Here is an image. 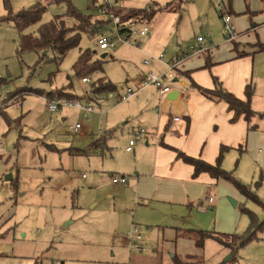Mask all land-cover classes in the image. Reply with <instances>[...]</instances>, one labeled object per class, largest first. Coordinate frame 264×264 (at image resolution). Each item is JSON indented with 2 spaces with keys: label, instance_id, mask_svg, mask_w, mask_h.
Masks as SVG:
<instances>
[{
  "label": "rangeland",
  "instance_id": "obj_1",
  "mask_svg": "<svg viewBox=\"0 0 264 264\" xmlns=\"http://www.w3.org/2000/svg\"><path fill=\"white\" fill-rule=\"evenodd\" d=\"M231 1L234 26L236 19L242 17L238 15L241 12H249L247 28L253 23L251 15H264L262 0ZM170 2L171 11L157 12L155 19L159 20L160 38L170 36L173 48L178 44L190 53L191 48L197 47L195 38L206 34V26L213 32L209 36L213 48L218 42H225L217 30L221 20L216 0H112L113 5L133 8L151 4L164 7ZM36 5L45 10L24 34L36 36L40 25L58 18L66 26H73L76 21L69 16L70 8L91 15L93 20L100 19L92 0H0V18ZM262 20L254 23L258 25ZM110 30L107 24L101 35L109 37ZM260 34L264 42V30ZM176 35L186 39L177 43ZM81 36L78 47L60 60L50 50L17 53L18 31L12 23L0 21V264H173L174 255L182 264H264V224L250 243L232 250L212 238L205 239L203 247L197 249L193 240L183 237L175 239L170 249L167 241L173 239L171 231L157 232L158 225L154 223L133 221V203L127 214L123 210L125 218L122 216L119 221L114 212L121 208L117 201L126 194L130 196V192L124 194L123 187L113 186L110 174L119 169L115 165L121 157L115 155L124 153L125 143L138 127V106L133 102L150 93L161 101H166V96L161 98L153 86L154 90L142 89L131 100L118 101L139 74L157 73L152 68L155 62L143 64L149 60L142 53L146 52V39L139 49L121 44L102 52L91 32ZM232 46L230 42L221 47V58L228 53L225 47ZM167 49L166 60L172 47ZM85 50L91 51L92 60L100 61L102 67L87 77L91 81L89 88L104 78L115 90L96 94L98 100H93V112L87 117L83 111L70 107L50 112L47 100L53 99L48 94L55 90L61 91L58 95L65 92L77 96L85 105L88 86L81 83L72 68ZM103 54H107L105 58H101ZM253 57L251 109L263 113L264 51ZM154 111L149 115L154 117ZM124 112L127 115L122 118ZM111 118L114 123L109 124ZM77 124L80 128L74 132L72 128ZM251 124L264 131V118L255 116ZM250 134L256 135L246 139L242 151L233 150L227 155L224 170L245 185L256 200L246 199L227 181L219 180V186L214 182L210 187L214 204H199L200 197L185 215L177 216L180 220L176 226L181 231L241 235L250 227L248 213L258 223H264V132L251 130ZM7 174L11 181L5 180ZM232 202H236L235 207ZM132 222L142 236L143 253L128 249L126 235Z\"/></svg>",
  "mask_w": 264,
  "mask_h": 264
},
{
  "label": "crops",
  "instance_id": "obj_2",
  "mask_svg": "<svg viewBox=\"0 0 264 264\" xmlns=\"http://www.w3.org/2000/svg\"><path fill=\"white\" fill-rule=\"evenodd\" d=\"M92 4L96 9V1L92 0ZM150 6L145 7V9H149ZM158 7L160 6L158 5ZM115 8L118 10L144 9L116 5ZM256 9L252 8L251 10L255 11ZM170 11H159V14ZM247 14H249L248 11L238 14L242 16L237 18L235 22L238 38L232 43V47H225L228 53L222 55V58L220 56L221 47H224L228 42H218L216 47L213 48V42L209 38L210 43L207 45L208 51L206 53L190 56L176 69L170 83L173 88L172 92L176 94V99L168 100L167 94L166 101H161L160 98L157 100L150 93L149 96H141L133 102L136 105L135 107L138 106L137 111L139 112L138 127L136 128L137 130L142 128L146 133L136 138L135 145L130 150H126L129 146L128 141L130 138H128L127 143L124 145V153L119 152L115 155V157H121L122 161L117 162L115 166H119V169H116V172L110 175L112 177L126 176V185L117 184L116 186L123 187L124 194L130 192V196L126 194L124 195L125 198L117 201L121 208L119 210L115 208L114 212L117 213L119 221L120 217L124 216L125 218L126 212L130 211L133 205V221L144 224L154 223L158 225L157 232L171 231L173 239L167 241L170 244V249H173L171 245L179 237L188 240L194 239L192 233L185 234L186 231H181L179 226H176L177 221L180 220L177 216L185 215L192 205L199 203L200 197L202 201L199 204L204 205L206 203L209 207L214 204V198L210 196V187L213 186L214 182L219 186L218 181L220 180L217 181L204 172L194 177L193 167L177 158V154L181 153L186 157H192L214 165L218 158L219 149L225 147L227 150L223 153L221 159V168L224 170L226 169L225 160L228 159L227 155L233 150L242 151L243 143L251 135H256L250 134L251 130L248 129L252 125L251 121L249 125L240 117L237 121L231 123L233 112H229L224 102H214L191 86V82H193L198 87L212 90L214 88L212 77H216L226 91L244 100V88L253 79L251 78L253 54L258 53L261 46H264L260 34V30H264V20L261 19L264 15H251L253 23L247 28ZM156 15L158 14L155 13L149 21V24L152 23V27L149 26V35L141 40L143 42L146 39V52L143 51L142 53L147 55L149 59L147 64H143L149 66L150 63L155 62L152 68L157 73L164 74L168 71L171 59L177 53L188 52V50H181L178 44H176L178 48H173L170 43V36L160 38L158 34L159 20L155 19ZM95 20L102 21L100 19ZM254 20L257 22L262 20V22L257 25ZM179 25L182 26V22L175 28L176 32L180 29ZM217 30L224 38L221 23L217 25ZM204 33L206 34L203 35H213L211 28L208 26H206ZM175 37L178 40L177 43L186 39V36L181 39H178V35ZM131 47L139 49V47ZM168 47H172V50H170V55L166 60ZM239 54H243V57H238ZM160 55H162L161 59H159ZM143 75L145 74H139L136 77L137 80ZM137 80L131 87L134 86ZM174 80H177V82H174ZM148 88H152V86L143 90ZM158 95L161 98L165 97ZM133 98L135 97L133 96L131 99ZM153 111L157 113L154 117L149 115ZM126 115L127 113L124 112L122 118H125ZM175 117L178 118L177 121H174ZM113 119L111 118L108 123H114V121H111ZM262 121L259 120V123ZM254 131L257 133L264 132L258 126ZM99 132H102V130H99ZM110 157L111 159L114 158L112 153ZM129 185L130 187H128ZM108 198H110L109 195ZM208 198L212 199L210 203L207 201ZM131 203L133 204L131 205ZM124 221L126 220L124 219ZM168 221H171L170 227H167ZM132 224L137 226L134 222Z\"/></svg>",
  "mask_w": 264,
  "mask_h": 264
},
{
  "label": "trees",
  "instance_id": "obj_3",
  "mask_svg": "<svg viewBox=\"0 0 264 264\" xmlns=\"http://www.w3.org/2000/svg\"><path fill=\"white\" fill-rule=\"evenodd\" d=\"M222 1V0H221ZM223 1L225 5V10L227 15L232 16L231 11V0ZM247 0H245L246 2ZM264 1V0H262ZM45 8L36 6H31L27 10H20L18 12L12 13L7 15L6 17H1L0 21H7L14 25L16 30L19 33V43L17 46V53H23L33 51L43 53L45 50H50L56 56L57 60H60L62 57L66 56L68 51L75 49L78 47L81 41V33H92V27H104L105 23L99 20H93L91 15L85 16L81 14L74 8H70L69 16L76 21V23L68 27L66 26L65 22L61 19H54V21H50L49 23H44L40 25L37 29L36 36H32L30 34H24V32L33 24L37 23ZM149 10V11H148ZM171 10V2L167 3L164 7H158L157 4L151 5L149 9H135V10H118L117 8L113 9V13L116 16H119L121 20H133L139 17H145L149 21H151V17L159 12V11H169ZM233 17V16H232ZM232 41L231 43H234ZM264 51V46H261L259 52ZM206 53V52H204ZM107 55V54H106ZM238 57H243V54H239ZM43 59V57H40ZM208 63V60H207ZM75 76L83 78H87L91 73L100 70V61L92 60V52L89 50H85L80 53L78 59L76 60L75 64L72 66ZM213 79V86L212 90L204 89L202 87H198L193 82H191V86L194 87L199 93L206 96L207 98L211 99L212 101H220L224 102L227 105V109L229 112H233L232 118L230 122L237 121L240 117L244 119V121L249 124L251 118L258 116V118H264L263 113H257L251 109V100L254 95V87L252 82L248 83L244 88L245 98L244 100L239 99L234 94L229 93L226 91L219 79L216 77H212ZM115 90V86L106 81L104 78H99L96 80L93 85L91 86V94H101L107 92H113ZM61 91L55 90L52 91L48 96L52 99H72L76 100L79 97H75L71 94L58 95ZM69 95V96H67ZM250 125V124H249ZM249 130H256V125H250ZM227 150L225 147H221L219 149L218 158L214 165L208 164L204 161L199 159H195L192 157H186L185 155L178 153L177 158L181 159L185 164H189L193 167V176L197 177L200 174L207 173L211 176V178L218 181L224 180L229 182L233 187H235L242 195L247 198H252L256 200V196L249 192L247 187L241 184L238 180L233 178L230 172H226L221 168V159L223 153ZM248 217L250 218V227L246 230L244 234L241 235H233V234H216V233H208L202 231H194L189 230L186 231L185 234L192 233L194 235V245L197 249H201L203 247V243L205 239L212 238L214 239L219 245L223 246L224 248L231 249L237 248L239 246H244L251 242L252 239L256 236V232L259 231L264 223H258L256 217L252 213H248ZM191 257V256H190ZM187 256V258H190ZM173 264H182L181 259L174 255L172 258Z\"/></svg>",
  "mask_w": 264,
  "mask_h": 264
},
{
  "label": "built area",
  "instance_id": "obj_4",
  "mask_svg": "<svg viewBox=\"0 0 264 264\" xmlns=\"http://www.w3.org/2000/svg\"><path fill=\"white\" fill-rule=\"evenodd\" d=\"M217 14L220 17L222 32L224 33V39L226 42L230 43L235 41L238 38V32H236L235 26L233 24V17L227 15L225 10V5L223 1L216 0ZM115 5L112 4V0H101L97 3L96 11L100 16V20L105 23V26L108 24L111 27L110 35L102 36L101 30L105 27H92V34L95 37L96 46L99 51L105 52L107 49H115L118 45L125 44L134 46L135 48L140 46L141 40L146 38L149 35L150 24L149 20L145 17H139L136 19H131L127 21L121 20L119 16H116L113 13ZM149 11V10H148ZM196 48H191L190 53L183 52L177 53L170 62L168 71L164 74H159L155 72H150L142 77L138 78L137 82L133 87L126 88L122 97L118 98V101L123 102L124 100H129L135 96L140 90L154 86L161 96H166L172 92L173 88L170 84L175 73L176 69L184 63V61L190 56H196L208 51L207 45L210 43L208 35H200L196 39ZM162 58V55L159 56V59ZM144 64H147V61H144ZM81 83L88 86L85 95L88 97L86 99L85 105L78 99H53L47 100V108L50 112L60 111L63 107H70L75 110L83 111L86 115H89L93 112L92 102L93 100H98L97 96L91 94L90 79L83 78ZM178 118H174V121H177ZM80 128V125H75L72 130L77 132ZM146 131L142 128H139L136 131H133V137L128 141L129 146L126 150H130L132 146L135 145L136 138L145 135ZM112 184L117 185H126L127 177L125 176H115L112 177ZM208 203L212 201L211 198L207 199ZM142 236L139 233L137 226L133 225L126 235V243H128V249L134 252L143 253L144 247L141 244Z\"/></svg>",
  "mask_w": 264,
  "mask_h": 264
},
{
  "label": "water",
  "instance_id": "obj_5",
  "mask_svg": "<svg viewBox=\"0 0 264 264\" xmlns=\"http://www.w3.org/2000/svg\"><path fill=\"white\" fill-rule=\"evenodd\" d=\"M106 57V54H103L102 56H101V58H105ZM174 82H177V80H174ZM176 94L175 93H173V92H171V93H169L167 96V99L169 100H174V99H176V96H175ZM4 178H5V180L6 181H11L12 180V178H11V175L10 174H7V175H5L4 176ZM233 203V206L235 207V205H236V202H232ZM65 226H67V224L65 223V225H64V227Z\"/></svg>",
  "mask_w": 264,
  "mask_h": 264
}]
</instances>
